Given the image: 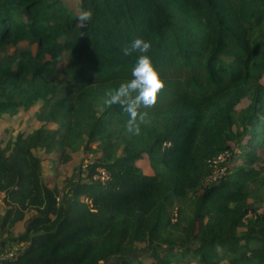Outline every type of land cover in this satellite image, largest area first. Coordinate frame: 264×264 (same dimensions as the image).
I'll return each mask as SVG.
<instances>
[{
    "label": "trees",
    "instance_id": "1",
    "mask_svg": "<svg viewBox=\"0 0 264 264\" xmlns=\"http://www.w3.org/2000/svg\"><path fill=\"white\" fill-rule=\"evenodd\" d=\"M135 38L165 82L138 135L104 102ZM263 78L264 0H0V117L36 108L0 140V246L25 243L12 264H264ZM77 155L93 159L76 183L45 185L43 162Z\"/></svg>",
    "mask_w": 264,
    "mask_h": 264
},
{
    "label": "clouds",
    "instance_id": "2",
    "mask_svg": "<svg viewBox=\"0 0 264 264\" xmlns=\"http://www.w3.org/2000/svg\"><path fill=\"white\" fill-rule=\"evenodd\" d=\"M93 12L90 8H80L76 17L77 24L85 29L91 21ZM81 36H84L83 34ZM151 41L143 38H135L130 45L122 48L125 56L138 53L134 67L131 70V79L123 82L118 88L105 93V104L112 106L119 104L123 111L128 114L126 130L131 134L138 135L140 132L137 118L143 122L146 113L139 109L155 106L158 94L165 88V82L161 79L160 73L155 69L151 57L147 53L151 50Z\"/></svg>",
    "mask_w": 264,
    "mask_h": 264
},
{
    "label": "rangeland",
    "instance_id": "3",
    "mask_svg": "<svg viewBox=\"0 0 264 264\" xmlns=\"http://www.w3.org/2000/svg\"><path fill=\"white\" fill-rule=\"evenodd\" d=\"M261 83L264 85V78L262 79ZM245 104L246 103L241 104L239 108L243 107ZM35 110L36 108L32 109L30 112L26 114L21 113L19 116H17V118H13V117L10 118L7 115H2L0 117V140H3L5 142L10 137L16 135L18 131L29 132L33 128H35L36 126H34L31 122V118ZM50 127L54 128V126H50ZM92 159H93L92 156H89L87 158L83 155H77L74 157V159L71 162L60 165L58 167L57 172L52 170V168L47 162H43L42 163V172H43L42 178L44 180L45 185L49 187L55 186L59 190L67 189L70 180L74 179V183H76L77 178L79 176L78 171H79L80 166L83 167L84 165L90 164ZM138 166L141 167V169L145 173L152 174L147 161L138 162ZM249 202L251 204L252 200L250 199ZM180 205L182 206V204L176 203L175 208ZM251 206L254 207L257 212H261L263 209L261 203H254ZM175 208L173 209V211L175 210ZM130 256L134 257L135 255L132 253ZM118 260H120V258Z\"/></svg>",
    "mask_w": 264,
    "mask_h": 264
},
{
    "label": "built area",
    "instance_id": "4",
    "mask_svg": "<svg viewBox=\"0 0 264 264\" xmlns=\"http://www.w3.org/2000/svg\"><path fill=\"white\" fill-rule=\"evenodd\" d=\"M229 154L227 152L220 154L217 157L209 159L207 161L208 166L212 169L210 175H208L206 182L208 184L215 183L223 174L224 168L219 167L225 160H227ZM82 170H86L87 165L82 167ZM95 179L100 180L104 183L108 180V174L104 169H97V174L94 176ZM25 243H15L11 246L1 247L0 246V264H12L14 263L18 255L24 250Z\"/></svg>",
    "mask_w": 264,
    "mask_h": 264
}]
</instances>
